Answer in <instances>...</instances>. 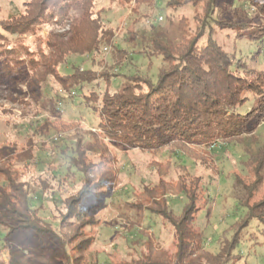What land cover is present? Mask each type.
<instances>
[{"label":"trees","instance_id":"1","mask_svg":"<svg viewBox=\"0 0 264 264\" xmlns=\"http://www.w3.org/2000/svg\"><path fill=\"white\" fill-rule=\"evenodd\" d=\"M107 1L120 6L133 1L131 13L138 18L145 17L140 14L141 7L154 5L153 0ZM215 2L186 0L192 7L202 8L193 17L192 31H187L185 20L180 19L176 36L158 31L146 40L141 51L129 55L115 45V30L102 19V10H95L94 0H22L16 16L19 19L0 24V87L4 88L6 101L24 109L52 91L54 100L82 98L98 118L94 132L90 131L91 141L68 139L73 150L67 163L74 169L78 182L68 184V174L57 177L58 217L45 215L42 203H36L40 195L47 193L46 182L39 177L29 179L28 175L34 165L35 150L44 147L50 133L70 132L79 124L72 121L56 126L44 119L19 149L15 145H9L7 151L4 148L8 145L0 147V241L13 235L26 236L27 240L49 236L53 244L18 248L3 244L6 252L2 258L0 248V264H57L60 258L67 264H99L88 255L92 239L84 231L97 220L88 213V206L81 204L87 199L108 196L118 187L115 158L105 147L104 139L147 154L171 147L172 154L186 157L201 154L190 148L241 145L246 136L256 141L255 132L264 124V0H242L253 11L248 23L214 19ZM73 9L81 12L78 18L68 16ZM47 13H58L60 19L55 24L63 33L53 40L47 38L42 48L34 39L33 49L30 42L24 43L21 38L34 37L35 31L41 30L35 27L45 23ZM251 24L253 30L247 28ZM214 29L244 32L245 36L239 39L256 43L255 53L246 60L228 53L214 40ZM6 33L19 36V44L11 46ZM107 47L115 54L102 72L81 67L86 61L93 65L95 57ZM133 54L148 61L147 69L152 57L161 58L166 68L159 71L153 82L133 68ZM71 57L79 58L80 63H70ZM60 67L68 68L70 73L59 74ZM114 67L124 71L114 75ZM116 78L119 81L113 88ZM17 83L19 89H14ZM93 83L92 88L82 91ZM60 139L62 136L57 141ZM151 165L156 166L160 177L156 183L132 193V206L160 217L170 226L175 251L169 254L148 236L139 257L118 264H234V259L241 257L235 250L243 241L242 231L252 221L264 228V144L254 154L245 150V160L240 162L245 174L233 175V198L243 214L222 232L215 251L206 247L204 235L196 226L201 211L207 210L209 217L201 179L183 165L178 167L182 175L174 180L164 179L160 170L167 164L161 166L153 161ZM36 188L40 190L31 198ZM169 196L184 200L181 214L175 215L170 209Z\"/></svg>","mask_w":264,"mask_h":264},{"label":"rangeland","instance_id":"2","mask_svg":"<svg viewBox=\"0 0 264 264\" xmlns=\"http://www.w3.org/2000/svg\"><path fill=\"white\" fill-rule=\"evenodd\" d=\"M153 1L152 8L141 7L139 9L140 14L145 17L138 18V15L133 16L131 13L133 1L129 2L128 6H120L116 2L110 4L107 0H94L95 10H102V19L115 30V45L125 49V52H128L126 55L141 51L146 40L158 31L167 32L170 37L176 36L180 19L185 20L186 30L192 31L193 17L202 10L201 6L194 8L190 3H186V0ZM21 4L22 0H0V24H9L14 18L19 19L16 16L19 15ZM215 10L213 18L224 22L248 23L253 17L250 6L243 5L242 0H216ZM80 13L78 9H73L68 16L78 18ZM57 15L58 13L56 15L47 13L45 23L35 27V29H41L35 31L36 36L26 35L21 40L25 39L24 43L30 42L33 49L36 47L35 43L38 42L42 48L47 38L53 40L54 37L63 33V30H57L60 29L55 24V21L60 19ZM256 21L254 20V22ZM253 27L251 24L247 28L253 30ZM214 30V40L228 53H234L235 57L246 60L255 53L256 43L239 39L241 35L245 36L244 32L238 29L233 32ZM6 35L11 46L16 42L19 44V36L12 37L7 33ZM34 39L35 43H33ZM114 54L112 49L107 47L106 51L103 49L101 54L95 57L93 65L86 61L82 63L81 67L101 71L106 63L111 62ZM78 60L79 58L71 57L69 62L78 64L80 63ZM132 60L133 68L138 70V73L146 74L153 82L157 79L159 71L166 68V64L162 62L161 58L152 57L148 69L146 68L148 61L141 55L133 54ZM98 61H102V63L98 65ZM122 71H124L123 68L121 70L114 67L112 73L116 75ZM58 73L68 74L70 70L60 67ZM118 81L117 78L114 80L113 88H116ZM94 85V83L86 85L82 91L86 92ZM16 87L14 89H19L18 83ZM5 95L4 88L0 87V111L8 112L0 113V147L4 148L8 145L4 148L6 151L10 149L9 145H15V148L19 149V146L31 137L34 128L40 125L44 119L55 123L56 126L67 125L72 121L79 124L78 128L75 126L70 132L60 133L62 139L57 142H52L51 139L58 134L51 132L44 147L35 150L34 165L31 167V174L28 175L29 179L39 177L46 182L48 189L45 191L47 193L40 195L41 197L36 203H42L45 215L58 217L56 208L60 206V197L57 195V187L60 183L56 181L57 177L61 178L64 174H68V184L78 182V176L74 169L69 168L67 163V157L73 150L70 140L80 138L85 142L91 141L90 131L94 132L92 129L98 123V118L92 115L91 106L83 104L85 102L78 97L74 100L59 101L53 99L52 91L46 92L45 96L37 103L30 102L28 107L21 109L18 104L6 101ZM59 95L65 96L61 92ZM255 135L256 141L254 138L246 136L241 145L217 144L210 149L190 148L195 151V154L201 153L196 157L189 155L186 157L181 153L172 154L171 152L174 150L171 147L156 154H147L136 148L125 147L104 139L105 147L115 158L118 187L108 196L87 199L81 204V207L88 206V213L97 220L96 223L84 230L85 236L92 239L91 253L88 254L90 259H93L92 256L95 257L99 264L110 262L118 264L129 261L139 257L140 253L144 251V244L147 243L148 236L169 254L175 251L170 226L160 217L132 206L135 201L132 193L141 191L142 187L147 184L156 183L160 177V175L157 176L156 166L151 165L153 161H157L161 166L167 164L160 170L164 179L174 180L176 176L182 175L183 172L178 168L182 165L188 167L190 174L201 179V191L207 200L209 217H206L207 210L201 211L198 214L196 226L204 235L206 247L210 251H215L219 246L218 241L222 232L243 214V210L237 206L233 198L235 193L232 190V178L234 174L244 173L240 162L245 160V150L254 154L258 147L264 144V124L258 128ZM203 157L206 160L202 159ZM53 175L55 179H52ZM67 185L63 183V187L69 189ZM39 190L36 188L31 192V198H35L34 192ZM36 195L39 196V194ZM168 203L175 215L181 214L184 207V200L181 197L169 196ZM241 236L243 241L235 250V254L240 253L241 257L234 259V264H264V228L252 221L242 231ZM3 244L7 248L28 245L52 247L53 245L49 236L27 240L26 236L19 235L1 240L0 248ZM2 249V258H5L6 248ZM70 255L73 256L72 253ZM57 264H67V262L64 258H60Z\"/></svg>","mask_w":264,"mask_h":264},{"label":"built area","instance_id":"3","mask_svg":"<svg viewBox=\"0 0 264 264\" xmlns=\"http://www.w3.org/2000/svg\"><path fill=\"white\" fill-rule=\"evenodd\" d=\"M104 50L106 51V48H104ZM61 135H56L52 138L53 141H57L60 138Z\"/></svg>","mask_w":264,"mask_h":264}]
</instances>
